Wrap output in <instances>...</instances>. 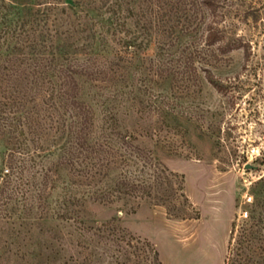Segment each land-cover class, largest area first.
I'll use <instances>...</instances> for the list:
<instances>
[{"label": "trees", "instance_id": "16d2710c", "mask_svg": "<svg viewBox=\"0 0 264 264\" xmlns=\"http://www.w3.org/2000/svg\"><path fill=\"white\" fill-rule=\"evenodd\" d=\"M215 12V0H0V219L73 226L86 254L65 264H95L99 244L121 264H161L122 217L153 198L165 205L175 192L189 203L182 179L175 188L176 175L161 162L172 149L137 125L148 108L178 132L183 117L167 101L185 92L177 84L188 92L198 70L225 91L210 69L194 66L208 65L205 45L223 42L209 19ZM147 69L151 92L136 77ZM251 192L250 209L231 224L223 264H264V175ZM88 205L113 214L89 218Z\"/></svg>", "mask_w": 264, "mask_h": 264}, {"label": "rangeland", "instance_id": "374dc122", "mask_svg": "<svg viewBox=\"0 0 264 264\" xmlns=\"http://www.w3.org/2000/svg\"><path fill=\"white\" fill-rule=\"evenodd\" d=\"M215 3L216 12L209 19L224 39L204 46L208 65L194 66L210 69L225 91L217 92L198 70L200 79L190 82L189 91L177 84V93L185 92L167 101L173 112L183 117L178 132L171 124L159 125L157 114L148 108L137 125V131L146 135L149 130L166 149H172L161 162L167 173L176 175L171 176L175 188L182 179L189 203L176 199L179 196L175 192L165 205H154L157 199L153 198L150 203L142 202L135 213L122 217V226L132 236L155 246L161 264H223L231 224L250 209L247 202L254 182L264 175V163L255 162L257 157H264V0ZM196 35L198 42L200 33ZM226 43L235 48L219 51L218 47ZM153 53L154 46H150L146 55ZM136 77L145 89L154 91L152 70L139 72ZM148 105L145 101L134 111ZM151 127L155 128L152 132ZM141 163L132 164L128 170L139 172ZM60 192L59 188L55 197ZM112 214L106 208L88 205L89 218L103 221ZM82 240L66 223L29 226L0 219V264L69 263L71 258L86 254L78 244ZM98 250L95 264H121L122 259L115 257L117 251L105 252L103 244ZM131 259L130 263L134 257Z\"/></svg>", "mask_w": 264, "mask_h": 264}]
</instances>
